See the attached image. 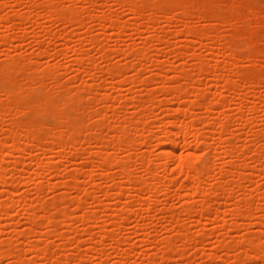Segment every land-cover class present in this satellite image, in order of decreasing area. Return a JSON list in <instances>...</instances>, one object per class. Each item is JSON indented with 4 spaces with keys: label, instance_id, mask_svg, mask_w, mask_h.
Wrapping results in <instances>:
<instances>
[{
    "label": "rangeland",
    "instance_id": "374dc122",
    "mask_svg": "<svg viewBox=\"0 0 264 264\" xmlns=\"http://www.w3.org/2000/svg\"><path fill=\"white\" fill-rule=\"evenodd\" d=\"M125 1L0 0V264H264V0Z\"/></svg>",
    "mask_w": 264,
    "mask_h": 264
},
{
    "label": "bare ground",
    "instance_id": "6f19581e",
    "mask_svg": "<svg viewBox=\"0 0 264 264\" xmlns=\"http://www.w3.org/2000/svg\"><path fill=\"white\" fill-rule=\"evenodd\" d=\"M87 1H92V0H87ZM118 1H124V2H126L125 0H118ZM170 1V0H169ZM178 1V0H177ZM176 1V2H177ZM155 3V2H154ZM163 3V2H162ZM170 3V2H169ZM175 3V2H174ZM178 3H179V1H178ZM159 4V3H158ZM182 4V3H181ZM52 5H53V3L50 5V7H52ZM171 5V4H170ZM173 5V4H172ZM54 6V5H53ZM158 6V5H157ZM156 5H155V8L157 9L158 7H157ZM169 6V5H168ZM162 7V6H161ZM161 7H159V9H157V10H160L161 9ZM170 7V6H169ZM132 9L135 11V12H140L139 10H140V7H138V5L136 6V5H133L132 6ZM162 9H163V7H162ZM161 9V10H162ZM59 10V9H58ZM58 10H56V8H52V10H51V12H53V13H57V14H61L60 12V10L58 11ZM168 11V10H167ZM71 14V13H70ZM62 15V17L64 16L63 14H61ZM60 15V16H61ZM67 16V15H66ZM66 16H64L65 18H66ZM68 17H71V16H68ZM219 17V16H218ZM192 33L195 35H201L200 33H199V31H192ZM9 66V65H8ZM7 68V67H6ZM8 68H10V67H8ZM7 68V70H9ZM7 70H5V71H7ZM11 70H12V68H11ZM12 73V72H11ZM11 73H9L10 75L9 76H11ZM12 90H13V88H11ZM14 91V90H13ZM19 124V123H18ZM189 127H190V124H186L184 127H183V130H182V132H179V133H175L174 131H169V130H167V131H165V140L167 141V142H169V143H166L165 142V145H163L162 146V151H161V160H163L164 161V163H161V165L163 164V165H165V164H169V163H172V162H175L176 163V166L177 167H179V168H181V169H183V168H186V170H187V172H188V175H189V173H193V172H195V170L196 169H194V165H193V160H192V156H193V154L192 153H189V155H188V157L187 158H185V159H180V158H178L177 157V148L178 147H180L181 145H182V143H183V147L184 148H186L187 150H192V148H193V145H192V143H186V139H185V133H186V131L187 130H189ZM15 131V132H14ZM14 131H12V133H11V137L14 139V140H17L18 138H19V134H18V131H16V130H14ZM183 136V138H184V140H181V137ZM61 143V145H66V141L64 140V139H62V141L60 142ZM129 143H130V141H129ZM128 143V144H129ZM107 161V160H106ZM192 175V174H191ZM61 263V262H60Z\"/></svg>",
    "mask_w": 264,
    "mask_h": 264
}]
</instances>
